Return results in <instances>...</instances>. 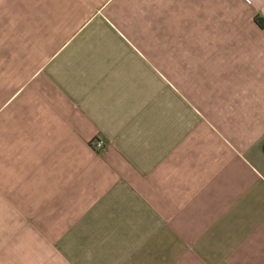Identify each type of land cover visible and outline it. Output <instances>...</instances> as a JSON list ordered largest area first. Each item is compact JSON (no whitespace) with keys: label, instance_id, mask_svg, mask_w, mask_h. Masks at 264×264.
Segmentation results:
<instances>
[{"label":"crops","instance_id":"crops-1","mask_svg":"<svg viewBox=\"0 0 264 264\" xmlns=\"http://www.w3.org/2000/svg\"><path fill=\"white\" fill-rule=\"evenodd\" d=\"M256 17L0 0V264H264Z\"/></svg>","mask_w":264,"mask_h":264},{"label":"trees","instance_id":"trees-1","mask_svg":"<svg viewBox=\"0 0 264 264\" xmlns=\"http://www.w3.org/2000/svg\"><path fill=\"white\" fill-rule=\"evenodd\" d=\"M255 21L257 22V24L261 27L264 28V19L261 17H256Z\"/></svg>","mask_w":264,"mask_h":264},{"label":"built area","instance_id":"built-area-1","mask_svg":"<svg viewBox=\"0 0 264 264\" xmlns=\"http://www.w3.org/2000/svg\"><path fill=\"white\" fill-rule=\"evenodd\" d=\"M103 146H104V144H103V142H101V141H97V142L95 143V149L100 150V149L103 148Z\"/></svg>","mask_w":264,"mask_h":264}]
</instances>
